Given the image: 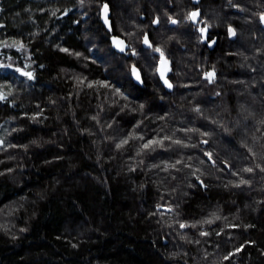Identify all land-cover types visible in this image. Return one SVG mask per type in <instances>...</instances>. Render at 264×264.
I'll list each match as a JSON object with an SVG mask.
<instances>
[{
    "label": "trees",
    "instance_id": "1",
    "mask_svg": "<svg viewBox=\"0 0 264 264\" xmlns=\"http://www.w3.org/2000/svg\"><path fill=\"white\" fill-rule=\"evenodd\" d=\"M190 7L0 0V264H264V0Z\"/></svg>",
    "mask_w": 264,
    "mask_h": 264
},
{
    "label": "water",
    "instance_id": "2",
    "mask_svg": "<svg viewBox=\"0 0 264 264\" xmlns=\"http://www.w3.org/2000/svg\"><path fill=\"white\" fill-rule=\"evenodd\" d=\"M199 1L200 0H191L193 5H197L199 3ZM104 5H107V4H103L102 5L100 13H99V19H100V22H101L102 26L104 27V29L108 32V31L111 30V20L109 18L110 17V11H109V7H108V12H107L108 23L106 24L105 23ZM191 22L194 23L195 21H193L191 19ZM261 23L264 26V22H261ZM145 39H147V43H145ZM109 42H110L113 50L115 52H117L118 54L124 53V51L127 49L126 43L120 37H112V38H110ZM142 44H143L144 48L150 49L151 44H150V42L148 40L147 35H145L143 37ZM121 49H123V50H121ZM153 53H154L155 56H159V61L157 63V67H156V76H157L161 86L171 92L172 91V87L169 88L164 83V80L166 79L168 81V83L171 84V82L169 81V78H168V75H169V64H168V61L161 55L160 52L154 51ZM165 61H166V63H165ZM161 72L164 73L163 78L161 77ZM137 75L139 76V79H137ZM130 76H131L132 81L135 84H137L140 87L142 86V80H141L140 71H139V69L137 67L131 66V68H130Z\"/></svg>",
    "mask_w": 264,
    "mask_h": 264
},
{
    "label": "snow or ice",
    "instance_id": "3",
    "mask_svg": "<svg viewBox=\"0 0 264 264\" xmlns=\"http://www.w3.org/2000/svg\"><path fill=\"white\" fill-rule=\"evenodd\" d=\"M107 12H108V6L107 5H104V13H105V23L107 24L108 23V19H107ZM199 15V13H197V12H193V13H191V19L193 20V21H195V19H196V17ZM260 19H261V22H264V15H261V17H260ZM172 23H176V21L175 20H173L172 21ZM203 31H204V29H201V32L203 33ZM228 31H229V34L230 35H232V36H235V31H234V29H232L231 27L228 29ZM145 43H147V39H145ZM214 43V42H213ZM20 47H23V45H21ZM121 50H123V49H121ZM64 51H67V49H64ZM156 51H159V49H156ZM162 56H163V54H161ZM165 63H166V61H165ZM17 71H19V69H17ZM23 75H27L28 76V78L29 79H31L32 78V74L30 73V72H25V73H22ZM214 73H208L207 74V78L209 79V81L211 82V80L214 78ZM163 76H164V73L163 72H161V77L163 78ZM137 79H139V76L137 75ZM164 83L169 87V88H171L172 87V85L171 84H169L168 83V81L165 79L164 80ZM4 97L3 96H0V99H3ZM141 139H142V137H141ZM122 143H127V141H123ZM155 143H157L156 141H149L148 143H146V144H144V148H149L151 145H153V144H155ZM176 143H180V141H176ZM205 143H206V141H205ZM245 171H247V172H252L253 171V169L252 168H247V169H245ZM261 171H264V168H262L261 169ZM241 183H247V181H241ZM180 227L181 228H184L185 227V225L184 224H181L180 225ZM202 235H207V233H201Z\"/></svg>",
    "mask_w": 264,
    "mask_h": 264
},
{
    "label": "flooded vegetation",
    "instance_id": "4",
    "mask_svg": "<svg viewBox=\"0 0 264 264\" xmlns=\"http://www.w3.org/2000/svg\"><path fill=\"white\" fill-rule=\"evenodd\" d=\"M190 1V4H191V6L192 7H190L191 9H190V11H188V14H187V17L185 18V22H189L193 27H194V30H196V32L200 35V39L204 42L206 39H207V31H208V28H207V26H205V25H203V21H204V19H203V16L201 15V11H200V8H199V5H200V1H199V3L197 4V5H193L192 4V2H191V0H189ZM193 12H198L199 13V15L196 17V20H195V22L193 23V22H191V13H193ZM172 24H175V23H172ZM201 29H204V31H203V33L201 32ZM108 33H111V30L110 31H108ZM146 35V34H145ZM144 35V36H145ZM143 36V37H144ZM112 37H119V36H117V35H113V34H111V36H110V38H112ZM143 37H142V40H143ZM110 38H109V40H110ZM125 43H126V45H127V42L122 38V37H120ZM150 42V41H149ZM151 44V43H150ZM209 45H211L212 46V42H210V44ZM150 49H151V47H150ZM154 52V51H153ZM159 52V51H158ZM131 54V56L133 57V56H135V53L133 52V51H129V47H128V45H127V49L124 51V53L123 54H125V55H128V54ZM164 57V56H163ZM165 58V57H164ZM159 61V60H158ZM168 64H169V62H168ZM132 66H134V65H132ZM169 69H170V66H169ZM209 73H212V72H209Z\"/></svg>",
    "mask_w": 264,
    "mask_h": 264
},
{
    "label": "rangeland",
    "instance_id": "5",
    "mask_svg": "<svg viewBox=\"0 0 264 264\" xmlns=\"http://www.w3.org/2000/svg\"><path fill=\"white\" fill-rule=\"evenodd\" d=\"M165 12L164 11H161V14H164ZM184 20H181V22H183ZM134 35V34H133ZM141 42H142V38H141ZM157 63H158V61L156 62V64H155V66L157 67ZM155 67V68H156ZM156 70V69H155Z\"/></svg>",
    "mask_w": 264,
    "mask_h": 264
},
{
    "label": "bare ground",
    "instance_id": "6",
    "mask_svg": "<svg viewBox=\"0 0 264 264\" xmlns=\"http://www.w3.org/2000/svg\"><path fill=\"white\" fill-rule=\"evenodd\" d=\"M111 45V44H110ZM111 48H112V46H111ZM113 49V48H112ZM117 53V52H116ZM123 54V53H122Z\"/></svg>",
    "mask_w": 264,
    "mask_h": 264
}]
</instances>
